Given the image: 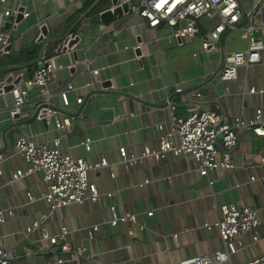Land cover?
Masks as SVG:
<instances>
[{
  "label": "crops",
  "instance_id": "1",
  "mask_svg": "<svg viewBox=\"0 0 264 264\" xmlns=\"http://www.w3.org/2000/svg\"><path fill=\"white\" fill-rule=\"evenodd\" d=\"M241 1L245 9L250 8L251 0ZM19 3L29 14L14 25L1 20L0 8V31L11 35L8 52L0 54V81L23 71L29 76L40 61L54 57L62 67L48 88L55 92L72 83V109L77 107L76 97L87 96V84L93 83L97 91L86 98L71 125L63 130L30 117L28 102L38 99L37 87L28 88V99L15 122L8 111L11 95L0 93V149L5 155L0 164V209H12V216L0 223V237L4 247L17 254L12 264H176L223 247L218 230L207 229L205 224L216 221L220 206L227 203L256 209L260 226L258 240L250 233L235 240L237 251L226 264H241L264 254V137L247 128L238 129L231 152L234 166L219 168L208 177L197 172L190 154L167 152L164 157H143L126 166L118 151L125 147L128 156H141L145 147L158 149L171 116L167 100L179 116L212 110L226 121L240 117L248 122L261 108L264 119V93L250 92L251 88L264 90V51L258 63L242 65L236 78L221 81L216 74L218 49L203 51L199 36L177 39L164 25L149 28L137 15L125 12L102 23L98 14L111 6L110 0ZM259 21V15L244 17L235 29L228 30L219 43L223 52L245 50L242 27ZM212 23L208 21V25ZM44 25L47 36L40 32ZM66 41L71 47L55 53ZM51 101L60 104L57 95ZM21 134L48 144L60 136L62 153L89 163L106 157L110 166L88 172L100 197L52 211L42 198L46 188L39 172L13 181V172L28 166L13 149ZM86 138L91 141L89 150L81 144ZM108 192L112 195L107 196ZM111 205L119 215L134 214L137 224L111 225ZM33 222L39 225L28 232ZM94 225L97 229L89 237L88 229ZM62 227L69 243L84 248L79 259L60 252V242L51 244L42 238V229L55 235ZM59 258L63 261L56 263Z\"/></svg>",
  "mask_w": 264,
  "mask_h": 264
},
{
  "label": "built area",
  "instance_id": "2",
  "mask_svg": "<svg viewBox=\"0 0 264 264\" xmlns=\"http://www.w3.org/2000/svg\"><path fill=\"white\" fill-rule=\"evenodd\" d=\"M20 0H0V8L3 21L14 25L17 18L27 17L28 12L19 3ZM12 3V5H8ZM126 5V14L137 15L144 20L149 28L164 25L177 39L200 38V47L203 51L218 49L220 63L216 74L221 81H229L237 76L238 67L258 63L264 51V0H251L249 9H245L241 0H117L116 6ZM260 16L258 23H249L242 27L247 46L245 50L224 53L220 40L223 35L231 29H235L242 18ZM208 21L213 23L208 25ZM10 32L0 31V54L7 53L10 47ZM140 44H136L139 48ZM68 43L63 42L55 49L60 53L68 49ZM62 66L54 62V57L43 59L34 68L29 76L25 71L15 76H7L0 81V93L5 92V86H11L8 92L12 97L9 108V116L15 122L21 114V107L26 103L28 88L37 87L39 97L37 100L28 102L30 117L37 120L52 122L54 129L63 130L71 125L73 118L83 107L86 98L97 91L93 83L87 84L89 88L87 96H78L75 99L77 107H70L69 93L75 88L72 83H66L51 91L48 86L55 76V72ZM26 70V69H25ZM98 74V70H93ZM180 91V89H177ZM250 92L264 93L263 89L251 88ZM57 95L60 104L51 101V97ZM199 96L200 93L196 92ZM166 103L170 106L171 116L166 129L159 137L158 149L145 147L141 156L127 155L125 147L119 148L121 161L126 165H132L143 157H164L167 152L174 155L190 154L196 164L197 172L201 176L208 177L219 168H232L234 163L231 158L237 143V130L240 128L250 129L256 136L264 137V119L261 108H257L252 120L245 122L240 117H234L226 121L218 112L212 110L194 111L185 116L175 114V105L170 100ZM159 130L163 129L158 125ZM178 141L175 142L173 137ZM61 137L57 136L51 143H41L35 136L26 134L19 135L13 145L14 152L19 154L27 162L25 169L17 168L12 174L13 181H21L22 178L32 172L41 174L45 185L42 198L49 204L50 209L59 210L61 207L71 203H82L86 200L96 201L100 194L94 183L89 182L88 172L97 170L103 166H110L106 157L102 156L99 161L89 163L82 157H74L60 151ZM90 139L81 141L87 150L90 148ZM5 155L0 149V164ZM264 165V158H262ZM1 174V166H0ZM250 179L254 180L252 176ZM213 183V178L209 180ZM111 196L112 192H108ZM111 218L109 223L116 225L118 222H130L137 224L136 216L129 212L119 215L114 205L110 206ZM221 216L210 224H205L207 229L215 227L223 247L209 253L193 256L179 260L176 264H226L230 257L236 253L235 240L246 233L252 235L254 241L258 240V228L260 220L257 210L252 207L237 206L227 203L220 206ZM152 211L148 212L151 215ZM12 216V209H0V223L5 217ZM44 217V215H43ZM38 222H33L27 231L38 227ZM141 228L144 225H140ZM97 227L94 225L88 229L89 237ZM66 229L64 227L55 234L50 235L42 229V238L51 244L60 242V252L69 253L74 259L82 256L84 248L72 245L66 240ZM17 258L14 249H7L0 237V264H12ZM61 258L56 263H61ZM241 264H264V254L247 260Z\"/></svg>",
  "mask_w": 264,
  "mask_h": 264
},
{
  "label": "water",
  "instance_id": "3",
  "mask_svg": "<svg viewBox=\"0 0 264 264\" xmlns=\"http://www.w3.org/2000/svg\"><path fill=\"white\" fill-rule=\"evenodd\" d=\"M116 4H117V0H110L111 6L98 14V17L102 23H107L108 21L112 20L115 15L120 16L122 15V12H125L127 10L126 5L116 6ZM19 20H21V15L18 16L17 22ZM72 30H73V27L68 30V34H70ZM40 32L42 33V35H45V36L48 35V29L46 25L40 27ZM73 37H74V34H73ZM68 47H71V42L70 43L68 42ZM10 87L11 86H5L4 91L5 92L8 91Z\"/></svg>",
  "mask_w": 264,
  "mask_h": 264
}]
</instances>
